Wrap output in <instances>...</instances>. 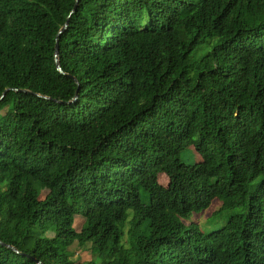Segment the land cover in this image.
<instances>
[{"label":"trees","instance_id":"1","mask_svg":"<svg viewBox=\"0 0 264 264\" xmlns=\"http://www.w3.org/2000/svg\"><path fill=\"white\" fill-rule=\"evenodd\" d=\"M7 89L0 242L43 264H264V0H0ZM215 199L242 214L185 224Z\"/></svg>","mask_w":264,"mask_h":264},{"label":"rangeland","instance_id":"2","mask_svg":"<svg viewBox=\"0 0 264 264\" xmlns=\"http://www.w3.org/2000/svg\"><path fill=\"white\" fill-rule=\"evenodd\" d=\"M181 160L183 163L188 165H194L197 164L202 160L201 155L199 154L196 145H192L186 150L182 151L181 153ZM158 183L161 186L166 187L169 183V179L165 174H160ZM37 187L39 189V196L42 199L46 196L48 193V190L42 186L41 184H37ZM141 197L143 200V204L148 206L150 203V197L144 190L141 191ZM237 214H242V211L236 210L233 212L223 211L222 209V201L219 199H215L211 205V207L204 213L193 216L191 219L186 220L185 224L187 226H190L191 224H194L196 226H199L201 232L204 234H210L212 232L218 231L221 228H223L230 217L236 216ZM263 217H264V205H263ZM75 225L73 226L74 230L79 231L80 226L83 224V220L80 218L75 219ZM70 253L74 254L73 260L79 262H85L92 259L91 254L88 252L87 249L80 250L76 247V245H73V247L70 248Z\"/></svg>","mask_w":264,"mask_h":264},{"label":"water","instance_id":"3","mask_svg":"<svg viewBox=\"0 0 264 264\" xmlns=\"http://www.w3.org/2000/svg\"><path fill=\"white\" fill-rule=\"evenodd\" d=\"M75 10H76V5H75L73 11L70 13V16L75 12ZM70 16L67 18L66 23L64 24V26H63V27L61 28V30L59 31V33H58V35H57V38H56V41H55L54 63H55V68H56L57 72H58L60 75H62V76H66V75L62 72L61 67H60V63H59V59H58V38H59V36H61V35L67 30V27H68V24H69ZM72 80H73V79H72ZM73 81L76 83L75 80H73ZM10 90H11V89H7V90L3 93V95L0 97V101H2V100L5 98V96L7 95V93H8ZM14 91H15V92H24V93H27V92H28L27 90H17V89H14ZM36 95H37V97H40V98H43V99H46V100H49V99H50V98L47 97V96H42V95H39V94H36ZM76 98H77V93L75 94V96H74V98H73L72 100H70V101L67 102V104L72 103L73 101L76 100ZM54 101L57 102V103H59V104L64 103V102H62V101H56V100H54ZM0 246L3 247V248H5V249H7V250H10L11 252H13L14 254H16V255H18V256L28 257V258L34 260L37 264H43V263L39 262L38 260H35L34 258L29 257V256H27L26 254L21 253L20 251H18V249H16L15 247H13V246H11V245H7V244H5V243H3V242H0Z\"/></svg>","mask_w":264,"mask_h":264}]
</instances>
